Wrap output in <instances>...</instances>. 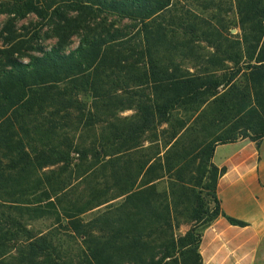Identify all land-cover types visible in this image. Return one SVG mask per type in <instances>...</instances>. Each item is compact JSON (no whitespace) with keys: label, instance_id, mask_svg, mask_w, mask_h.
I'll use <instances>...</instances> for the list:
<instances>
[{"label":"trees","instance_id":"16d2710c","mask_svg":"<svg viewBox=\"0 0 264 264\" xmlns=\"http://www.w3.org/2000/svg\"><path fill=\"white\" fill-rule=\"evenodd\" d=\"M9 1L13 3L14 13L21 17L28 14L40 17L43 13L44 5L39 0ZM86 3L96 6L105 15L131 22L136 35L133 45L128 35L121 31L105 32L97 37L85 32L79 38L78 46L68 53L63 49L64 42L59 40L48 50L39 49L38 55L28 57L27 63L12 57L6 59L0 69V189L1 185L22 183L29 186L28 189L32 186L33 194L42 183L40 177L44 169L71 165L72 146L67 145L62 150L67 140L58 136L56 125L65 120L63 115L72 108V93L94 100L112 98L108 89L113 84H109L106 72L121 73L124 69L120 68L129 67L123 60L133 57L143 62V66L144 63L148 66L149 70L142 72L139 81L145 82L152 93L151 101L143 98L144 101H138L136 105L139 112L146 114L135 123L138 130L144 129L150 120L155 126L168 125L167 117L175 111L189 113V121L177 123L179 129L167 138L166 148L169 152L175 151V155L167 158V152L168 156L162 157L159 165L161 171H177V189L170 192L169 198L166 194L154 198L151 191L157 188L156 184L150 189L139 187L137 190L132 184L121 195L123 201L117 221L114 224L104 221L101 224L103 228L99 229L98 244L79 250L74 256L76 262L69 260L68 250L55 247L54 243L59 242L55 237L54 242L43 237L38 244L29 243L26 261L28 264H202L199 249L203 232L215 220L224 218L231 226L245 227L243 223L223 215L216 186L225 169H217L211 161L217 146L248 141L259 149L264 139V42L252 48L250 56L249 53L247 55L249 61L242 75V89L246 94L230 91L228 99L233 97L235 104L229 109L224 105V111L215 117V125L220 123L218 135L190 138L186 144L185 132L192 129L194 135L201 134L204 107L210 100H215L217 89L222 85L231 90L234 79L229 78L222 83L212 76L202 78L189 73L180 74L177 69L169 73L164 67L157 68L161 62L160 59L154 61L150 45L163 40L165 34L154 23L169 7L170 0H87ZM244 20L256 21L261 26L258 33L264 38L263 0H247ZM255 32L254 28L244 30L246 34ZM144 43L147 50L133 54L135 49L132 48ZM122 54L128 58L120 59ZM172 62V59L168 60V64ZM239 74L238 71L236 76ZM53 90H60V93ZM45 107L54 110L48 118L41 115ZM190 121L191 124L188 123ZM105 142H115L114 146H120V129ZM119 164V159L110 162L114 179H120ZM125 174L129 181L132 173L125 170ZM195 188L198 190L194 191ZM178 207L182 209L181 216L176 210ZM62 218L69 222L74 219L67 214ZM9 224L7 231L11 234L15 224ZM70 225L73 228L71 237L88 234L75 224ZM182 225L189 226L184 235L179 234ZM26 235L28 242L29 232Z\"/></svg>","mask_w":264,"mask_h":264},{"label":"rangeland","instance_id":"374dc122","mask_svg":"<svg viewBox=\"0 0 264 264\" xmlns=\"http://www.w3.org/2000/svg\"><path fill=\"white\" fill-rule=\"evenodd\" d=\"M39 1L44 5L40 17L33 14L21 17L14 13L11 1H1L0 69L9 57L27 63L28 57L38 55L39 49L48 50L59 40L64 42L63 49L68 53L78 46L79 38L85 32L97 37L105 32L121 31L128 35L133 45L136 35L131 22L105 15L96 6L86 3L87 0ZM246 3L247 0H170L169 7L155 20L154 26L163 29L165 34L163 40L150 45L154 61L160 59L161 62L157 68L164 67L169 73L177 69L180 74L189 73L202 78L212 76L222 83L229 78L234 79L231 90L222 85L217 89L215 100H210L204 107L201 134L194 135L192 129L185 132L186 144L190 138L218 135L220 123L217 129L215 117L224 111V105L229 109L235 104L233 97L228 99L230 91L245 93L242 75L249 61L247 55L249 53L250 56L252 48L264 42L258 33L261 26L256 21L244 20ZM248 28H254L256 32L244 33ZM147 48L145 43L132 48L135 49L133 54L144 53ZM126 58V54L120 56V59ZM169 59H172V64H168ZM123 61L129 67L120 68L124 69L121 73L106 72L109 84H113L108 89L112 98L94 100L72 93V108L63 115L65 120L56 125L58 136L67 140L63 148L58 147L63 150L67 145L72 146L71 165L44 169L40 177L42 183L33 194L31 190L34 188L30 186L28 189L29 186L22 183L1 185L0 264H28L26 256L30 249L27 245L38 244L43 237L53 242L54 237L59 240L54 243L55 247L68 250L69 260L76 262L74 256L79 250L98 244L99 229L103 228L101 224L117 221L123 201L121 195L130 189V185L133 184L137 190L139 187L150 189L156 184L157 188L151 191L154 198L161 194L169 198L171 191L176 192L177 171H161L159 165L163 158L175 155V151L169 152L166 148L167 138L179 129L177 123L189 121V113L175 111L167 117L168 125L155 126L150 120L139 131L135 123L146 114L139 112L136 105L138 101L143 102V98L152 100L151 88L139 79L149 68L145 63L143 66L137 57ZM238 71L240 74L236 76ZM128 78L132 80L128 81ZM53 91L60 93V90ZM103 107L107 110H102ZM50 113L54 110L45 107L41 115L48 118ZM119 129L120 146H114L115 142L106 143ZM117 159L120 160V179L112 178L110 170V162ZM125 170L132 173L129 181ZM139 173L141 175L137 177ZM156 179L160 181L156 182ZM179 208L176 210L181 216L183 213ZM66 214L74 219L70 222L63 219ZM9 222L15 224L11 234L7 231ZM178 222L182 223V220ZM70 223L88 234L71 237L73 228ZM188 228L182 225L179 234L184 235ZM27 232L30 235L28 242Z\"/></svg>","mask_w":264,"mask_h":264},{"label":"crops","instance_id":"0c3cea01","mask_svg":"<svg viewBox=\"0 0 264 264\" xmlns=\"http://www.w3.org/2000/svg\"><path fill=\"white\" fill-rule=\"evenodd\" d=\"M212 165L225 169L216 196L223 215L204 230L202 264H264V139L259 149L248 141L217 146Z\"/></svg>","mask_w":264,"mask_h":264}]
</instances>
